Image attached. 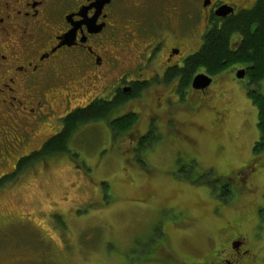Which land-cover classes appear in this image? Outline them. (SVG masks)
<instances>
[{
    "label": "rangeland",
    "instance_id": "obj_1",
    "mask_svg": "<svg viewBox=\"0 0 264 264\" xmlns=\"http://www.w3.org/2000/svg\"><path fill=\"white\" fill-rule=\"evenodd\" d=\"M138 1L124 0L126 16ZM248 89L264 95V79L251 84L226 70L205 94L128 100L123 108L140 114L114 140L102 124L81 126L66 152L0 187V264H207L251 225L264 254V155H252L257 108ZM59 93L53 115L44 109L35 120L25 112L28 119H12L0 102V176L53 132L65 107L95 92L73 95L74 103L68 89ZM33 124L18 138L14 127Z\"/></svg>",
    "mask_w": 264,
    "mask_h": 264
},
{
    "label": "flooded vegetation",
    "instance_id": "obj_2",
    "mask_svg": "<svg viewBox=\"0 0 264 264\" xmlns=\"http://www.w3.org/2000/svg\"><path fill=\"white\" fill-rule=\"evenodd\" d=\"M146 1L127 6L132 15L126 16L124 0H0V102L12 111V119L45 118L44 109L52 114V104L61 99L60 88L68 89L71 98L95 92L65 107L56 118L54 133L45 136L37 148L61 131L66 115L94 100L121 103L125 99L112 110L109 120L82 125L98 123L111 132L110 124L117 119L139 116L138 110L123 108L130 99L153 97L160 105L184 97L189 90L205 94L226 70L238 80L248 78L249 64H233L215 75L201 66L188 71L186 65L201 50L207 31L250 11L261 0H160L147 5L148 10L143 5ZM240 39L238 32L233 33L232 49H237ZM239 70H243L242 77L236 76ZM198 73L211 79L202 89L191 86ZM89 79L96 83L92 91L85 87ZM13 107L20 108V114ZM151 115L152 111L147 117ZM34 128L33 124L14 130L25 139ZM252 227L208 255L207 264H264L262 234Z\"/></svg>",
    "mask_w": 264,
    "mask_h": 264
},
{
    "label": "trees",
    "instance_id": "obj_3",
    "mask_svg": "<svg viewBox=\"0 0 264 264\" xmlns=\"http://www.w3.org/2000/svg\"><path fill=\"white\" fill-rule=\"evenodd\" d=\"M235 32L241 35L236 50L231 48V38ZM238 63L249 64L247 76L251 84H258L264 79V0L259 1L250 11L223 21L219 28L207 31L201 50L189 58L186 70L191 71L195 66H201L215 75ZM247 95L257 108L258 139L252 147V155H264V95L252 89H248ZM123 101L114 103L94 100L87 107L66 115L61 121L62 129L58 134L50 137L41 147L20 156L14 164V171L0 176V187L32 166L33 162L66 152L68 140L80 126L109 120L112 110ZM134 121L132 115H127L110 124L112 140L127 133ZM147 133L149 132L145 135ZM221 192L223 196L229 195V185L221 188Z\"/></svg>",
    "mask_w": 264,
    "mask_h": 264
},
{
    "label": "water",
    "instance_id": "obj_4",
    "mask_svg": "<svg viewBox=\"0 0 264 264\" xmlns=\"http://www.w3.org/2000/svg\"><path fill=\"white\" fill-rule=\"evenodd\" d=\"M223 9H224V7L220 8V10H223ZM227 12H229V11H226L225 13H227ZM236 76L242 77L243 76V70H239L236 73ZM210 82H211L210 77H208L206 74L198 73L193 77L191 86L194 89H202V88L208 86L210 84Z\"/></svg>",
    "mask_w": 264,
    "mask_h": 264
}]
</instances>
